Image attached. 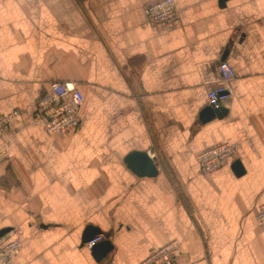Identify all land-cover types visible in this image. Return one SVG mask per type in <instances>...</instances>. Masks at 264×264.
I'll use <instances>...</instances> for the list:
<instances>
[{"label": "crops", "instance_id": "obj_1", "mask_svg": "<svg viewBox=\"0 0 264 264\" xmlns=\"http://www.w3.org/2000/svg\"><path fill=\"white\" fill-rule=\"evenodd\" d=\"M156 1L0 0V114L18 111L0 135V229H20L15 264H140L173 239L175 263L264 264V0H174L179 23L153 30ZM222 60L235 76L203 121ZM52 81L84 95L64 137L34 121ZM224 142L243 173L202 172L195 155ZM135 150L157 175L127 166ZM87 225L112 244L99 261Z\"/></svg>", "mask_w": 264, "mask_h": 264}, {"label": "built area", "instance_id": "obj_2", "mask_svg": "<svg viewBox=\"0 0 264 264\" xmlns=\"http://www.w3.org/2000/svg\"><path fill=\"white\" fill-rule=\"evenodd\" d=\"M144 14L153 30L176 26L179 21V11L174 0H158L144 7ZM220 78L206 93V103L212 109H219L221 102L229 95V83L235 74L232 67L224 60L217 65ZM84 95L77 84L72 81H52L38 98L34 112V121L39 122L46 133L64 137L74 130L80 122V110ZM18 115L17 110L0 114V135L7 129L8 123ZM0 147V161L8 157V152ZM236 148L233 144L224 142L209 147L195 155V162L202 172H211L236 159ZM258 226H264V202L254 214ZM103 239L95 235L84 243L89 250ZM20 246V229L11 227L0 236V264H15L13 256ZM178 240H171L163 246L153 248L140 264H179L173 261L179 252Z\"/></svg>", "mask_w": 264, "mask_h": 264}, {"label": "water", "instance_id": "obj_3", "mask_svg": "<svg viewBox=\"0 0 264 264\" xmlns=\"http://www.w3.org/2000/svg\"><path fill=\"white\" fill-rule=\"evenodd\" d=\"M225 1L226 0H219V5H225ZM221 111V107L219 109H212L211 107H207L202 111L201 119L203 121H208L214 116L219 117ZM124 162L135 174L139 176L153 177L158 173V170L153 162L152 157L149 156V154L145 151H131L125 156ZM232 168L236 175H240L244 171L239 160H234V162L232 163ZM9 229V227L1 228L0 236L6 233ZM95 235L104 236L101 241L97 242L90 249L93 258L96 261H99L112 248V244L107 235H103L98 227L87 225L82 232L80 243L81 246L84 245L85 242L92 239Z\"/></svg>", "mask_w": 264, "mask_h": 264}, {"label": "rangeland", "instance_id": "obj_4", "mask_svg": "<svg viewBox=\"0 0 264 264\" xmlns=\"http://www.w3.org/2000/svg\"><path fill=\"white\" fill-rule=\"evenodd\" d=\"M174 240V239H173ZM171 241V240H170ZM163 246V245H162Z\"/></svg>", "mask_w": 264, "mask_h": 264}]
</instances>
